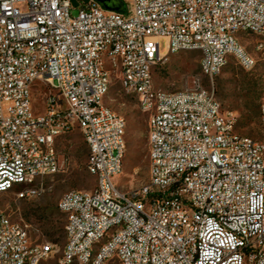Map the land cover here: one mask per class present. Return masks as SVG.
Instances as JSON below:
<instances>
[{"label": "built area", "instance_id": "obj_1", "mask_svg": "<svg viewBox=\"0 0 264 264\" xmlns=\"http://www.w3.org/2000/svg\"><path fill=\"white\" fill-rule=\"evenodd\" d=\"M121 10L106 9L97 0H78L72 15L70 0H0V198L3 179L30 175L23 199L38 190L39 179L61 171L57 139L73 130L61 112L85 121L81 131L89 148L87 164L97 163L101 193L77 190L63 197L69 254L87 255L101 230L114 246L101 249L95 264L117 257L122 264H264V133L255 138L237 131V111L220 116L214 78L221 62L235 58L255 65L254 56L240 47L241 25L258 27V48L264 49V0H121ZM118 35L132 39L119 44ZM9 36V44H2ZM167 51L161 53L160 40ZM99 41L126 48L127 64L114 62L122 89L132 79L148 115L149 182L123 190L114 177L123 167L126 134L122 115L99 106ZM176 47H202L201 72L188 91L159 90L153 69ZM36 69L50 91L36 112ZM65 93L67 107L56 105ZM260 107L264 112V101ZM261 123V119H260ZM54 164L52 173L45 165ZM146 197L155 204L146 205ZM126 219L113 229L112 221ZM51 245L32 240L27 226L0 210V264L27 262V253L46 261ZM19 255V262H11ZM68 261L61 255L60 264Z\"/></svg>", "mask_w": 264, "mask_h": 264}, {"label": "rangeland", "instance_id": "obj_2", "mask_svg": "<svg viewBox=\"0 0 264 264\" xmlns=\"http://www.w3.org/2000/svg\"><path fill=\"white\" fill-rule=\"evenodd\" d=\"M106 9L123 8L121 0H97ZM78 7L72 9L76 15ZM240 42L246 47L256 62L252 68L240 65L231 58L227 65L214 78L215 94L225 110L237 111V131L255 138L262 137L261 103L264 101V49L258 48L259 37L255 34L244 35ZM167 39L160 40V51L166 53ZM201 52L183 50L173 53L153 69L154 84L157 89L179 91L188 89L199 78L203 87L212 88V81L201 72ZM111 87L107 89L103 102L126 119V152L122 172L114 177L123 190L140 187L149 182L150 158L148 144V115L137 103V96L126 93L121 86L119 73L112 75ZM40 85V86H39ZM34 90L36 112H42V100L50 91V85L40 83ZM38 88V89H37ZM256 92V93H255ZM255 93L260 116L246 122L244 115L248 110L246 100ZM61 162V171L41 178L30 197L18 198L17 192L27 189L16 185L14 189L0 198V210L9 213L13 220L27 226L32 240L36 243H50L54 251L43 264H60L66 244V216L58 207L62 196L69 190H93L97 179L87 170L89 148L79 126L72 132L60 136L56 142ZM35 187V184L34 186ZM37 192V193H36ZM106 264H122L113 257Z\"/></svg>", "mask_w": 264, "mask_h": 264}, {"label": "bare ground", "instance_id": "obj_3", "mask_svg": "<svg viewBox=\"0 0 264 264\" xmlns=\"http://www.w3.org/2000/svg\"><path fill=\"white\" fill-rule=\"evenodd\" d=\"M88 2H91L89 0ZM241 31L248 32V25H241ZM249 34L258 35V27H249ZM119 44H125V46H132V39H126L125 35H118ZM2 44H9V36H2ZM240 47H244V45L240 42ZM98 49H108V53L113 56L114 60L107 59V50H100L99 52V60L101 62V76H97V85H105V80L107 83H111L113 70H114V62H116L118 67H125L127 64V50L126 48H117L115 46H110V42L107 41H99ZM186 50V47H176L171 51V54L178 53L180 51ZM195 50H199L202 55V47H195ZM246 54L249 56L250 53L246 50ZM228 62H221V70L227 65ZM243 66L248 67V63H241ZM201 65V60H200ZM44 77V69H36L35 72V80H38V85L40 83L50 85L48 80H43ZM40 86V85H39ZM37 86L34 87V90ZM125 87L127 89V93L137 96V92H135V84L132 79H125ZM206 88V87H204ZM38 89V88H37ZM107 91V86H100L99 89V106L100 108H107L112 114H118L111 107L104 104L103 99L104 95ZM180 91H188V89L180 90ZM148 104V96H140L139 105L141 107H145ZM56 105L59 107H67V98L65 93H56ZM230 115V110H225L223 107L220 109L221 117H228ZM61 119H69V127L71 130L75 128V126H79L81 131L85 130V121L83 119H79V116H69V112H61ZM126 119L122 117V132L126 134ZM261 132L264 133V112H262L261 108ZM155 151V144H149V152ZM89 158V156H88ZM87 170L90 174L96 177L97 186L93 189V194L101 193V182L98 181V166L97 163H89L87 164ZM123 167L119 168V174L122 172ZM54 171V164H46L45 165V173H52ZM35 184V180L30 179V175H23L15 179L14 177H7V179H3V186H6V193L10 192L14 189L16 185H23L27 189L29 187H33ZM26 190V189H25ZM25 190H20L17 192V195H22ZM77 190H69L67 191L61 198L70 197L76 193ZM34 192V191H33ZM32 192V193H33ZM30 193L26 197H30L32 195ZM37 193V192H36ZM25 197V198H26ZM61 200L59 204H61ZM155 204V197H146V205ZM60 210L64 213V209L60 208ZM123 226H126V219H119V221H112L113 229H121ZM51 245L46 249V260L50 257V255L54 251V245L50 243H46ZM114 246V239L108 238V230H101L98 234V239H96V244H94V250L87 255L84 260V254H69V243L68 238L66 236V244L64 246L62 255H68V261H84V264H95L99 257H101V249H108V247ZM36 261V253H27V262L42 264V262ZM11 262H19V255H11ZM65 264H76L74 262H66Z\"/></svg>", "mask_w": 264, "mask_h": 264}, {"label": "trees", "instance_id": "obj_4", "mask_svg": "<svg viewBox=\"0 0 264 264\" xmlns=\"http://www.w3.org/2000/svg\"><path fill=\"white\" fill-rule=\"evenodd\" d=\"M255 93H253V95L250 96L248 100H246V106H248V110L245 112V115H244L246 122H252L256 120L258 115L260 116V107H259V112H258V104H256V101L259 96L256 95Z\"/></svg>", "mask_w": 264, "mask_h": 264}, {"label": "water", "instance_id": "obj_5", "mask_svg": "<svg viewBox=\"0 0 264 264\" xmlns=\"http://www.w3.org/2000/svg\"><path fill=\"white\" fill-rule=\"evenodd\" d=\"M71 1V3H72V5L74 6V7H77L78 6V0H70ZM83 2H85V3H87L89 0H82ZM116 8H111V10H115ZM116 10H121V8H118V9H116Z\"/></svg>", "mask_w": 264, "mask_h": 264}]
</instances>
